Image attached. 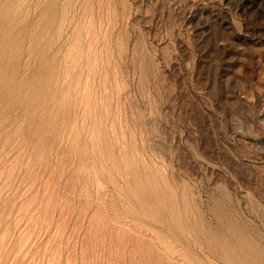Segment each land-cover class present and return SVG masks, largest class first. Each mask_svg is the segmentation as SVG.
I'll return each mask as SVG.
<instances>
[{"label":"rangeland","instance_id":"1","mask_svg":"<svg viewBox=\"0 0 264 264\" xmlns=\"http://www.w3.org/2000/svg\"><path fill=\"white\" fill-rule=\"evenodd\" d=\"M0 264H264V0H0Z\"/></svg>","mask_w":264,"mask_h":264}]
</instances>
